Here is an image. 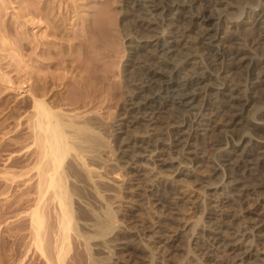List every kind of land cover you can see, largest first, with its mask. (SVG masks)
<instances>
[{"label":"bare ground","instance_id":"6f19581e","mask_svg":"<svg viewBox=\"0 0 264 264\" xmlns=\"http://www.w3.org/2000/svg\"><path fill=\"white\" fill-rule=\"evenodd\" d=\"M79 1L69 0L77 16L75 22H91L89 6ZM35 3L40 22H64V18L53 17V9L56 4L61 7L63 0H0V13L11 9V22L26 24L34 19L31 6ZM19 7L22 14L16 12ZM115 9L120 15L123 51L109 54L117 64L110 73L120 82L117 89L123 113L112 118L109 125L98 108L105 101L109 105L115 96L105 100L101 89L88 84L90 75L74 52L76 45L86 51L84 38L91 30L89 24H82V32L65 35L68 42L77 40L69 43L67 55L61 42L58 51L55 47V51L40 49L49 59L52 52L60 56L58 64L67 61L70 76L40 75L37 83L26 85L31 79L28 77L22 82L27 89L20 85L15 88L30 96L23 107L29 108L26 119L30 135L26 138L31 139L23 154L33 161L28 171L34 169V180L24 192L33 194L26 199L33 202L26 213L30 243L45 264H74L70 260L75 264H86V260L87 264H111L113 243L123 229L116 225L119 195L102 173L108 164L106 153L113 156L117 170H130L127 174L133 181L138 206L148 201L149 192L153 205L165 206L168 213L164 217L177 221L180 209L172 203L173 197L168 200L153 191L156 184H166L155 177L173 172L189 181L204 157L200 144H196L199 140L221 141L226 135L241 134L238 141L215 151L212 179L206 182L209 190L205 193L223 196L218 203L225 207L234 203L244 206L250 199L264 204V138L253 139L242 133L248 127L264 133V120L258 119L264 116V56L245 45L241 33L264 36V0H115ZM25 17L30 21H22ZM223 27L226 36L222 38ZM3 30L0 37L8 44V30ZM244 73L252 75L253 81L245 82ZM0 75L5 82L15 83L3 71ZM67 79L87 93L78 105L56 89L61 86L67 90ZM154 170L158 174L150 177ZM252 178L259 180L256 189L251 187ZM128 212L126 220L135 225L142 220L138 208ZM235 217L209 214L207 218L215 225L203 249L225 258L241 255L242 244L250 243L256 251L264 252V220L242 226L247 216L243 220ZM198 223L200 220L196 226ZM142 229L146 235L147 225ZM74 236L83 252L69 258ZM133 241V237H125L124 247L119 249L131 258L138 251L131 245ZM247 250L242 253L250 255Z\"/></svg>","mask_w":264,"mask_h":264},{"label":"rangeland","instance_id":"374dc122","mask_svg":"<svg viewBox=\"0 0 264 264\" xmlns=\"http://www.w3.org/2000/svg\"><path fill=\"white\" fill-rule=\"evenodd\" d=\"M33 1L39 2L40 0ZM63 1L64 3L61 7L56 4L53 9V17L56 19L64 18V22H40L41 18L36 15L38 12L37 3L31 6L35 13L32 14L34 19L31 18L33 19L31 22L30 17H27L30 22L26 24L24 22H11L9 14L12 12L11 9L0 13V29H4L3 31L8 30L6 34H8L7 39L9 40L6 43H11L4 44L5 42L0 37V74L3 71L15 82V85L7 83L5 78L0 75V264H45L43 257L34 251L30 243L31 229L27 212L33 206V202L26 199H30L33 194L24 192L27 186L29 187L30 182L32 183L34 180L32 175L34 169L28 171L33 167V161L31 157L25 155L26 153L23 154L31 139L26 138L30 135L28 120L26 119L29 108L28 106L23 107L24 103L30 100V96L25 90L15 88L20 85L23 86L22 88L27 89L26 85L37 83L35 80L40 75L68 74L70 76L71 72L67 61H62L61 64H58L56 60L60 56L52 52L50 55L53 58L49 59L42 55L41 50L45 48L54 50L55 47V50L58 51L62 43L64 53L66 52L67 55L68 45L71 41L68 42L67 38L65 39V35L68 32L70 34L78 33L82 28V24H89L91 30L84 38L87 49L84 52L81 50L80 45H76L75 55L80 59L84 69L90 75L88 84L91 87L101 89L102 91L100 90V92L103 93L105 100L115 96L109 105L105 101L98 108L104 117L106 125H109L108 123L112 118L118 117L123 113L120 90L117 89L120 82L118 78H112L110 73L111 70L117 68V64L113 63V59L109 57V54L116 50L119 52L123 51L119 31L120 15L115 9V0H111V3L102 2L103 0H80L79 2L89 6L91 18L93 19L89 23L75 22L77 16L70 8L69 0ZM195 9L197 10V8ZM17 10L16 12L23 13L21 7L17 8ZM27 19L25 17V20L23 18L22 21ZM54 24L57 25L56 28L53 27ZM4 27L7 28L5 29ZM225 31L226 29L224 28L219 36L225 37ZM241 33L244 35L245 45L251 47L259 56H264V36L258 33H253L254 35L247 34V32L244 33L243 31ZM20 36L23 37L22 41L19 40ZM50 41L54 42L55 45H48ZM73 41L77 43L76 39ZM258 42L260 43L257 44ZM18 58L19 60L22 59L21 62L17 61ZM60 65L65 66L61 67ZM28 77H31L28 80L29 82L26 80ZM243 77L248 80L245 81L247 83L254 79L252 75H247L246 73H244ZM24 81H27V83L25 82L26 85L22 83ZM51 86L52 84L49 87ZM60 87L56 88L57 91L63 92L70 98L71 102H75L77 105L82 101V98L86 97L84 95L87 94L84 89L78 88L69 80L67 90L64 91V88ZM114 92L115 95L113 94ZM120 118H124V116ZM258 119L264 120V116H260ZM18 122L21 123L18 125ZM106 127L105 136L110 134L109 126ZM19 129L20 132L18 133ZM136 131L133 133L137 134ZM244 132L253 139L264 138L263 132L256 131L253 128L248 127L242 133ZM240 135L229 134L221 141L215 138L199 140L196 144H200L204 151V157L201 166L194 169L195 171L192 170L194 176L189 181L177 177L173 172H165L163 176L158 174L157 170L152 171L150 177L157 173L158 178H155L161 179L166 183L163 185L156 184L157 189L153 191L158 192L161 196L163 195V198L168 200L173 197L172 203L176 206L178 205L177 207L180 209L178 210V219L180 220L177 221L168 220L169 217H164L167 216L165 213H168L165 211V206L153 205L152 194L149 192L147 193L148 201L138 206L137 204L139 203H136L134 198L133 181L127 174L130 170H117L118 167L112 159L113 156L106 153L105 158L108 164L102 173L107 178L106 180L110 182V186L112 185L116 189L114 192L119 195L117 204L115 203L116 209L120 210L116 225H119L118 228H121V231L123 229L118 240L113 243L114 251L110 260L111 264H206L209 262H212V264H264V252L256 251V248H254L253 244L250 246V243L242 244L245 249L243 248L241 255L234 256L231 254L226 255L225 258L221 253L216 251L208 253L207 250L203 249L207 246L206 236L210 234L211 227L215 225L214 220L209 221L207 218L212 212L234 215L238 220H243L247 216V220L242 221V226L256 225L261 222V219L264 220L263 203L259 204L254 199H250L244 206H242L243 204L234 203L230 207H225L226 205L218 203L219 199L224 198L223 196L218 198L205 193L209 190V188H205L206 182L212 179L215 151L220 147H228L226 144L229 145L230 141H238ZM197 139L198 136L196 137ZM214 180L215 178H213ZM257 183H259L257 178H252L250 181L251 187L253 186L254 189H256ZM136 208L140 210L142 220L138 217L137 219L140 221L135 225L126 219L127 213H130L128 211ZM198 220H200V223L196 226ZM142 225H147L146 235ZM125 237H133L134 241L131 245L138 250L132 258L119 250L124 247L122 241ZM175 240L177 241L175 242ZM197 241L198 243L196 244ZM78 242L74 236L69 258L74 257L80 251L81 253L83 252V247ZM171 245L176 248H171L172 250H170L168 247ZM245 250L251 252L250 255H244L242 252ZM69 262L75 264L74 260ZM87 262L88 260H86V264Z\"/></svg>","mask_w":264,"mask_h":264}]
</instances>
